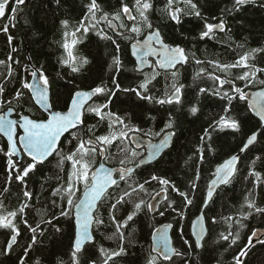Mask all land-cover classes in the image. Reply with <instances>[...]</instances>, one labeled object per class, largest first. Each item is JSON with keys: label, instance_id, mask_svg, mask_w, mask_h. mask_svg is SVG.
Listing matches in <instances>:
<instances>
[{"label": "trees", "instance_id": "obj_1", "mask_svg": "<svg viewBox=\"0 0 264 264\" xmlns=\"http://www.w3.org/2000/svg\"><path fill=\"white\" fill-rule=\"evenodd\" d=\"M167 0H151L153 8L148 13L152 30L160 31L164 41L173 46L182 47L188 54L189 60L183 67H178L176 82L184 87L181 90L180 104L160 105L147 100H140L135 93L116 91L111 99L108 109L116 115L124 118L131 126L140 129V136L156 141L164 132H174L172 144L158 160L149 165L139 167L126 181H120L119 187L114 186L113 196L123 191H131L128 187H136L145 180H150L152 175L168 179L171 183L165 191L164 186L157 181L145 184L146 191L133 192L130 203L118 206L116 219L123 220L132 210L133 202L145 201L149 205L150 200L157 193L164 192L165 198L158 206L157 211L150 213L145 206L140 213L129 222L128 227L123 229L125 240V253L114 258L109 264H147L151 252L152 233L162 224L172 225V239L175 248L182 255L174 256L171 260L165 261L157 258V264H235V259L242 249L246 255L241 257L242 264H264V242L249 244V238L256 230H264V214H257L253 211L248 219L241 220V213L249 210L245 205V197L255 198L259 207H264V127L259 130L257 142L252 144L240 159L236 173L230 183L216 190L209 204L204 208L203 215L207 227V235L202 243V248L197 250L189 234L191 221L200 213L204 203V197L208 189V183L213 177L215 168L228 157L238 154L246 139L260 128L259 121L252 115L247 107V102L240 101L238 96L232 101L231 110L228 115L239 121V131L231 129L211 130L210 125L217 121L223 114V107L226 100H221L209 92L200 93V88L212 90L219 87V81H213L208 74L211 73L220 77L221 80H230L232 84L225 83L220 89L221 93L227 91L232 93V86L241 88L244 92L247 89H257L264 85L259 80H264V72L257 73V80L245 87V82L235 80V75L243 69H232L231 75L226 76L223 72L215 69L214 63L229 64L236 61L239 56L252 49H264V0H255L243 6L239 11L232 10L234 0H193L201 12V17L182 15L179 24L172 21L164 11ZM90 0H60L59 5L55 0H25L19 6L15 14L14 26L9 27L7 33L0 31V87L4 89L0 95V114L6 108H12L17 113L28 116L34 120H43L42 114L33 104L27 89H23L25 95L22 101L17 104L13 101L15 92L20 90V81L29 82V73L34 69L41 70L50 81V103L55 111H66L71 95L77 90H91L98 85H106L109 89L115 90L112 78L115 77L121 89L136 87L144 79V75L135 69V64L129 53L130 44L141 39L151 30L143 28L142 33L133 40H125L119 33L125 31L117 28L116 31L108 28L104 23L98 27L102 28L112 40H115L120 47V58L122 68L115 72L109 65L112 63L116 53V44L112 40H103L96 31H89L87 35H81L82 43L76 46L75 53L89 61L88 64L78 73H72L67 67L61 66L59 60L63 55L61 47L62 35L65 29L61 21L67 20L71 27H76L78 22L87 12L86 5ZM103 13L110 16L121 9L122 3L132 8L134 0H97ZM16 7V6H14ZM13 1L6 5L5 17L0 18V26L8 24V16L12 15ZM133 14L135 11L133 9ZM99 15V13H98ZM223 19L226 26L225 32L216 31L213 39L200 38L204 30V24H216ZM129 27L132 21L124 19ZM8 36H12V43L9 44ZM243 45V47H239ZM9 56L11 59L9 60ZM200 60L197 64L195 61ZM255 67L264 68V51L256 53L250 61ZM12 67V75L8 76L7 65ZM27 69V71H26ZM205 74L197 76L201 70ZM152 69L143 73L151 74ZM173 78L170 72H161L149 85L148 95L157 99L165 98V93H171ZM104 96H96L94 105L105 102ZM9 101H12L9 103ZM197 107L196 114L190 112L191 107ZM171 119L173 128H166ZM99 118L94 114L85 113L84 123L74 132L84 138H92L106 134L108 131L107 121L98 123ZM93 125L96 127L89 131ZM209 129L211 137L201 141L204 130ZM128 133L125 141H116L105 153L104 163L110 167L127 168L135 165L144 155L140 149H134L129 144ZM76 141L67 134L59 144V150L68 153L75 147ZM0 148L7 150V144L0 136ZM126 148L128 151H122ZM203 150V163H200V153L197 149ZM130 151L137 155L131 157ZM255 165L252 161L256 157ZM191 157V159H189ZM99 154L95 157L93 169L98 163ZM22 160L28 157L21 156ZM121 159L125 160L121 164ZM15 160V159H14ZM59 157L54 154L37 170L30 173L24 183L15 179V172L7 167V157L0 153V213L17 211L24 203L28 207L23 213H18L14 223L19 231L16 242L5 254L8 240L11 237L10 229H0V264H72V242L74 238V223L72 219L60 215L62 209L67 208L66 198L53 196V191L64 185L66 187L67 170L70 164L64 165L63 171L58 166ZM197 170L199 179L195 180ZM260 173L261 183L254 185L255 177H249V171ZM12 178L9 179V173ZM247 177V179H246ZM195 182L196 188L191 185ZM173 186L176 191H173ZM7 191H4V189ZM83 190L78 185L76 197L78 198ZM28 191L31 198L24 197ZM185 193L192 200L190 205H185L184 198L178 193ZM251 193V195H249ZM114 200L106 197L103 203L98 205L99 217L104 220L100 226L93 224V242L85 245L78 254L80 264H102L100 249L107 252L117 250L120 246V239L115 233V225L108 218L110 204ZM172 202V208L167 205ZM173 208L176 211H173ZM163 212L164 215H160ZM183 213V219L177 215ZM232 217L231 228L225 222L226 217ZM213 219L216 223H213ZM47 221H51L48 223ZM237 221H240L238 224ZM34 234L30 228H35ZM240 224L243 227H240ZM30 226V227H29ZM59 228L60 231L56 229ZM183 230V238L180 229ZM231 231L233 236L239 232L237 243L229 246L232 237L228 241L221 239V233L225 235ZM35 237V243H32ZM109 237H112L109 239ZM187 239L189 244H184ZM29 245L31 247L29 248Z\"/></svg>", "mask_w": 264, "mask_h": 264}, {"label": "snow or ice", "instance_id": "obj_2", "mask_svg": "<svg viewBox=\"0 0 264 264\" xmlns=\"http://www.w3.org/2000/svg\"><path fill=\"white\" fill-rule=\"evenodd\" d=\"M9 0H2L0 2V18L5 17L6 5ZM25 0H15L16 7L11 9L12 15L8 16V24H3L0 26V31L7 33L9 27L14 26L15 14L17 13L19 6L23 5ZM255 0H234L232 10L239 11L243 6L249 3H254ZM55 3L59 5L60 0H55ZM264 6V5H262ZM87 12L84 17L78 22L76 27H71L67 20L61 21L62 27L65 29L62 35L61 47L63 49V55L61 56L59 63L63 67L70 69L72 73H78L84 65L88 64L89 61L83 57L76 55V46L82 43L81 35H87L89 31H96V34L103 40H112V38L105 33L102 28L98 26L104 23L108 28L116 31L117 28L123 29L125 31L119 34L123 36L125 40H133L134 37L141 35L143 28L151 30L149 34L143 39V41L137 39L135 43L131 44L132 54L136 56L137 67L136 71L142 72L139 65L147 64V57H156V61L153 65H150L152 72L143 73L144 79L138 83L136 87L121 89L116 78H112V84L115 86V90L109 89L106 85H98L89 91L77 90L70 97V101L67 105L66 111H55L50 103L49 89L50 81L45 73L39 69L31 71L30 75L32 77V82L27 80L20 81L21 88L15 92L13 101L19 104L25 93L23 89H27L31 93V99L35 100L37 104L40 105L42 109L48 111V117L45 120L37 121L30 119L28 116L21 114L19 120L9 119L8 115H0V133L7 139V150L4 151L0 148V153L7 157V167L15 172V179L18 182L24 183L26 178L29 177L30 173L37 170L38 165H42L48 160L50 156L54 153L59 157L58 166L63 171L64 165L67 162L70 164V168L67 170V180L66 187L61 185L53 191V196H60L61 199L66 198L67 208L62 209L60 215L74 221V241L72 244V264H80L78 259V254L83 250L85 242H91L92 236L89 232L90 227L95 224L100 226L104 223V220L99 217L96 213L98 212V205L103 203L106 197H111L114 202L110 204L108 218L113 225H115V233L113 235H118L120 239V246L117 250L107 252L105 249L101 248L100 255L102 258V264H109L110 261H114V258L121 256L125 253L124 248V232L123 229L128 227L129 222H132L138 213L147 206L149 211L152 210V205H146L145 201L139 200L138 202H133L132 210L128 213L123 220L116 219V211L118 206H123L124 204L130 203V197L133 192L146 191L145 184H149L151 181H157L159 185L164 186L161 191H165L166 187L170 185V181L165 178H161L157 175H152L150 180H145L143 183H139L136 187L129 185L128 187L131 191H123L115 196L109 189L114 190L119 187L118 180L114 178L113 172L110 169H105L103 165L99 168L93 169V164L95 162V157L98 153H106L108 148L113 145L116 141H125L128 137L129 132L137 133L141 130L131 126L124 118L116 115L113 112L105 111L108 109L111 99L115 96L116 91L123 90L124 92L135 93L136 97L140 100H147L148 102H155L160 105L164 104H180L181 103V90L184 87L182 84L176 82L178 76L177 71H171L170 75L173 78V83L171 84V93H165V98H155L148 95L149 85L156 79L157 76L161 75V70L164 73H168L171 69L177 67V65H182L188 62V54L182 47L170 46L167 44L159 30H152V25L149 22L148 13L153 8L151 0H134L132 8L127 4L122 3L121 9L111 14L103 13L97 0H90V3L86 5ZM133 9L135 15L133 14ZM164 11L168 17L179 24L181 22L182 15H189L195 17H201V12L198 6L193 0H167L164 5ZM99 13V15H98ZM124 19L132 21V25L129 27L124 23ZM216 31L225 32L226 26L224 20L221 18L216 24L205 23L204 30L200 33V38L213 39ZM80 33L81 35H77ZM12 36H8L9 44L12 43ZM113 44H116V55L113 57L112 63L109 65L110 68L114 69L115 72H119L122 68V60L120 58V47L115 40H112ZM243 47V45H239ZM264 49H252L245 52L243 55L233 63L220 64L219 62H209L214 63L215 69L223 72L226 76L231 75L232 69H243L242 72L235 75V80H240L245 82V87L257 80V73L264 72V68L255 67L250 63L256 53L262 52ZM9 60L11 57L9 56ZM200 64V60L195 61ZM0 65H5V61H0ZM11 65H7L8 76L12 75ZM27 71V69H26ZM205 74V70L201 69L197 76H202ZM209 78L213 81H219V87L212 90L206 88H200V93H210L214 96H218L221 100H226L227 104L223 107V114L220 115L219 119L209 126L211 130H225L231 129L233 131H239L240 124L239 121L228 115L231 110V104L234 99L239 98L240 101H245L247 99V93H245L241 88L232 86L231 91L235 95H229L227 91L221 93L220 89L223 88L225 83L232 84L230 80H221L220 77L208 74ZM261 85H264V80H259ZM4 89L0 87V95L3 94ZM96 96H104L105 102L97 104L95 106L90 105L88 102ZM12 101H9L11 103ZM248 108L254 112L258 117L262 125H264V91L255 93L250 99H248ZM12 109H9V113ZM198 111L197 107L193 106L190 108V112L194 115ZM85 113L94 114L99 118L98 123L107 121L108 131L106 134H102L95 137V141L92 138H84L77 135L76 132L70 131L72 129H78L84 123ZM96 125L89 128V131H93ZM17 128L21 129L23 134L17 137ZM166 128L172 129L173 123L171 119L166 124ZM209 129L204 130L203 136H201V141L203 142L205 138L211 137V132ZM65 133H70L72 140L76 141L75 147L68 153H64L59 150L58 145L61 142V137ZM174 132L167 133L160 141L159 144L151 146V150L148 153V159L158 154L162 148H164L168 143V137L174 135ZM257 142V135L253 133L250 135L243 147L240 149L244 152L249 148L250 145ZM19 144V148L18 145ZM22 150V152H21ZM122 151H128L126 148L121 149ZM200 153L199 161L203 163V150L197 149ZM129 155L135 157L137 153L135 151H130ZM26 156L28 160L13 159L14 157ZM191 159V157L189 158ZM260 157H256L252 161V165H255L256 160ZM238 161L237 156H232L231 158L225 160L222 164H219L214 173V179L211 180L208 185V191L206 194V200H211L213 196V190L219 185H227L231 182L236 173V164ZM121 164L125 163L124 159H121ZM131 168H122L118 172L119 181H126V176L132 173ZM249 177H255L254 185L261 183V177L259 172L250 170L248 173ZM12 178V173H9V179ZM199 179V170L195 180ZM247 179V177H246ZM78 185L83 186V193L80 197H76L78 191ZM192 189L195 190L196 184L193 182L191 185ZM4 191H7L5 188ZM173 191H176L173 186ZM184 198L185 205H190L192 200L183 193H178ZM160 195V193H157ZM251 195V193L249 194ZM24 197L31 198V194L28 191L24 192ZM249 210L247 213H241V220L248 219V216L253 213L264 214V207H259L256 204L255 198L245 197V205ZM27 203H24L17 211H7L6 214L0 213V229H10L11 237L8 240L7 248L5 249V254L7 250L12 247L16 242V237L20 234L15 225L14 218L17 217L18 213H23L25 208H27ZM168 208H172V202L167 205ZM173 211L176 209L173 208ZM160 215H164L163 212ZM177 215L183 219V213L177 212ZM203 217L200 218V232L194 233L196 235V247H200V240L203 237L204 227H203ZM225 222L229 223V228H231L232 217L224 218ZM51 223V221H47ZM213 223L216 220L213 219ZM239 224L240 221H237ZM30 227V226H29ZM240 227H243L240 224ZM39 224L35 228H30V230L35 234ZM172 228L171 224L163 226V229L157 228L153 233V247L152 251L156 252L159 246L160 252L154 256H150L147 260V264H157V258L162 257L163 260L169 261L172 259L173 255L179 256L182 253L177 252L175 248L171 246V241L168 237V229ZM60 231L59 228L56 229ZM181 238H183V230L180 229ZM232 237L229 246L237 243L239 239V232L233 236L232 232L229 231L227 235L221 233V239L228 241ZM252 237H257V233L253 232ZM252 237L249 238V244H251ZM112 237H109L111 239ZM184 244H189L187 239L183 240ZM260 242H264V238H260ZM32 243H35V237H33ZM31 245H29V248ZM246 255V250L242 249L235 259V264H242L241 257ZM20 264H24V260H20ZM39 264V261L36 262ZM95 264V261L92 262Z\"/></svg>", "mask_w": 264, "mask_h": 264}, {"label": "water", "instance_id": "obj_3", "mask_svg": "<svg viewBox=\"0 0 264 264\" xmlns=\"http://www.w3.org/2000/svg\"><path fill=\"white\" fill-rule=\"evenodd\" d=\"M10 1H11V0H9V2H10ZM0 2H2V0H0ZM9 2H8V3H9ZM155 30H157V29H155ZM148 34H149V33H147V34L141 39V41H143V39H144ZM167 44H168V43H167ZM169 45H170V44H169ZM170 46H172V45H170ZM173 47H174V46H173ZM129 53H130V57H131V58L134 60V62H135V66L137 67V59H138V58L132 54L131 45H130V47H129ZM156 59H157L156 57H152V56L147 57V61H148V63H147V64H143V65H139V67L142 69V72L145 71V70H147V69H149V68H150V65H151V61H153V62L155 63ZM184 65H186V63H185V64H182V65H177V67H178V66H184ZM174 69H175V68H174ZM174 69H171L170 71H172V70H174ZM161 71H162V70H161ZM30 82H32V77H31V79H30ZM261 91H264V87L259 88V89H255V90H247V91H246V93H247V99H246L247 107H248V99H250L255 93H257V92H261ZM29 94H30V96H31V93H29ZM93 99H94V97H93ZM93 99H92V100H93ZM92 100H91V101H92ZM32 101H33V104L35 105V107H36L40 112H42V113L46 116V119H47V117H48V111L45 110V109H42V108L40 107V105L36 103L35 100L32 99ZM91 101H89L88 103H90ZM248 109H249V108H248ZM249 111L252 113V115H253V116L259 121V123H260V128L255 132V134L258 135L259 130H260L261 128H263L264 125L261 124V122H260V120H259V117H258L254 112H252L251 110H249ZM2 115H8V118H9V119L19 120V119L14 118V111H13V110L9 113V109H8V110H6ZM40 121H41V120H40ZM72 130H74V129H72ZM72 130H70V131H72ZM17 131L20 132V135L23 134V132H22L21 129L17 128ZM167 133H171V132H167ZM167 133H164V134H163V135H162L157 141H151V140H149V139H146V138L141 137L140 135H132V136L130 137V143H131V145H132L134 148H144V151H145V152H144V156H143V157H142V158H141V159H140L135 165L128 167V168H131V169L133 170L132 173H133L137 168H139V167H142V166H144V165L152 164L153 162H155L156 160H158V159L160 158V156H161V155H162L167 149H169V147H170L171 144H172V140H173V136H174V135H170V136L168 137V143H167V145H166L164 148H162L158 154L154 155V156L151 158V160L148 159V153H149V151L151 150V146L156 145V144H159L160 141H161V139H162ZM66 134H67V133H65L64 136H65ZM0 135L5 139V141H6V143H7V139H6V137L3 136L2 133H0ZM64 136H63V137H64ZM63 137H61V139H62ZM16 139L18 140V136L16 137ZM86 139H87V138H86ZM246 140H247V139H246ZM245 142H246V141H245ZM245 142H244V143H245ZM243 145H244V144H243ZM243 145H242V147H243ZM17 146H18V148H19V144H18ZM58 146H59V145H58ZM250 146H251V145H250ZM250 146H249V147H250ZM242 147H241V148H242ZM246 150H247V149H246ZM246 150H245V151H246ZM245 151H244V152H245ZM21 152H22V150H21ZM244 152H241V151H240L238 154H234V155H232V156H237V157H238V161H237V164H236V168H237V165H238V162H239V159H240V154H242V153H244ZM232 156L228 157L227 159L231 158ZM51 157H52V156H50L49 158H51ZM15 158L20 159V157H15ZM49 158H48V159H49ZM103 159H104V153H99L98 164H97V166H96L94 169L99 168L101 165H103V167H104L105 169H110V170H112L114 178H116V179L118 180V182H119V179H118V172H119V170L122 169V168H118V167H114V168H113V167H109V166H107V165L104 164ZM227 159H225V160H227ZM225 160H224V161H225ZM224 161H222L220 164H222ZM215 169H216V168H215ZM132 173H131V174H132ZM131 174H129L128 176H130ZM128 176H126V178H127ZM212 179H214V176L211 178V180H212ZM211 180L209 181L208 185L210 184ZM222 186H224V185H219L218 187H216V188L213 190V195H214V193L216 192V190H217L218 188L222 187ZM109 190H110V189H109ZM207 191H208V189H207ZM207 191H206V194H207ZM82 193H83V192H82ZM206 194H205V197H204V203H203V205H202L201 212L198 214L197 217H195V218L191 221V223H190V227H189V234H190V237H191L192 241L194 242L195 247H196V239H197V237H196V235H194V233H199V232H200V223H201L200 218H201V217L204 218V216H203V210H204V208L209 204V202L211 201V200H209V201H207V203H205V200H206ZM81 195H82V194H81ZM164 197H165V194H164V193H160V195H155V196L150 200L149 204L153 206V207H152V210L150 211L151 214H153V213H155V212L157 211V208H158V206L163 202ZM212 197H213V196H212ZM211 199H212V198H211ZM73 223H74V221H73ZM164 225H167V224H163V225H161V226H159V227H157V228H161V229H163V226H164ZM203 227H204L203 237H202V239L200 240V247H196L197 250H200V249L202 248V243H203V241H204V239H205V237H206V235H207V227H206L205 219H203ZM89 232H90V234H91V236H92V240H91V242H85L83 248L85 247V245L90 244V243L93 242L92 226L90 227ZM171 232H172V228L168 229V233H167V234H168V237H169V239H170V241H171V246H172L173 248H175V247H174V244H173L172 237H171ZM255 232L257 233V237H252L251 244H255V243H257V242H260V238H264V230H256ZM73 241H74V238H73ZM153 243H154V241H153V236H152V237H151V251H152ZM72 244H73V242H72ZM175 249H176V248H175ZM176 251H177V249H176ZM158 252H160V248H159V246L157 247L156 252H153V251H152V253L155 254V255H156ZM177 252H178V251H177ZM174 256H176V255H173V257H174ZM173 257H172V258H173ZM160 258L162 259V257H160Z\"/></svg>", "mask_w": 264, "mask_h": 264}, {"label": "flooded vegetation", "instance_id": "obj_4", "mask_svg": "<svg viewBox=\"0 0 264 264\" xmlns=\"http://www.w3.org/2000/svg\"><path fill=\"white\" fill-rule=\"evenodd\" d=\"M90 105H93V102H92ZM134 134H135V135H140V134H138V133H134ZM134 134H133V135H134Z\"/></svg>", "mask_w": 264, "mask_h": 264}, {"label": "rangeland", "instance_id": "obj_5", "mask_svg": "<svg viewBox=\"0 0 264 264\" xmlns=\"http://www.w3.org/2000/svg\"><path fill=\"white\" fill-rule=\"evenodd\" d=\"M132 134V133H131Z\"/></svg>", "mask_w": 264, "mask_h": 264}]
</instances>
